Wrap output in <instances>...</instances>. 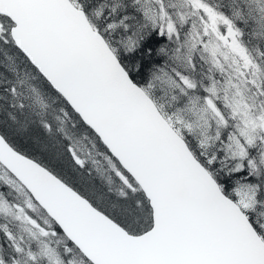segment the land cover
<instances>
[{
  "label": "snow or ice",
  "instance_id": "snow-or-ice-1",
  "mask_svg": "<svg viewBox=\"0 0 264 264\" xmlns=\"http://www.w3.org/2000/svg\"><path fill=\"white\" fill-rule=\"evenodd\" d=\"M0 264H264V0H0Z\"/></svg>",
  "mask_w": 264,
  "mask_h": 264
},
{
  "label": "trees",
  "instance_id": "trees-1",
  "mask_svg": "<svg viewBox=\"0 0 264 264\" xmlns=\"http://www.w3.org/2000/svg\"><path fill=\"white\" fill-rule=\"evenodd\" d=\"M153 43H155V42H153ZM136 58H138V57H136ZM133 59H135V58H133Z\"/></svg>",
  "mask_w": 264,
  "mask_h": 264
},
{
  "label": "rangeland",
  "instance_id": "rangeland-1",
  "mask_svg": "<svg viewBox=\"0 0 264 264\" xmlns=\"http://www.w3.org/2000/svg\"><path fill=\"white\" fill-rule=\"evenodd\" d=\"M97 183H98V181H97Z\"/></svg>",
  "mask_w": 264,
  "mask_h": 264
}]
</instances>
